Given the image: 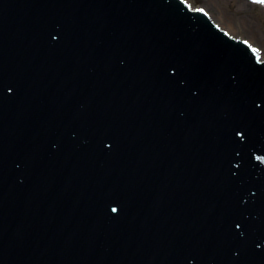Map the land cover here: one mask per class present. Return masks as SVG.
Wrapping results in <instances>:
<instances>
[{"label":"water","instance_id":"water-1","mask_svg":"<svg viewBox=\"0 0 264 264\" xmlns=\"http://www.w3.org/2000/svg\"><path fill=\"white\" fill-rule=\"evenodd\" d=\"M156 6L0 0V264H264V65Z\"/></svg>","mask_w":264,"mask_h":264},{"label":"rangeland","instance_id":"rangeland-1","mask_svg":"<svg viewBox=\"0 0 264 264\" xmlns=\"http://www.w3.org/2000/svg\"><path fill=\"white\" fill-rule=\"evenodd\" d=\"M195 1V0H192ZM218 20L232 26L241 37L251 39L264 48V7L251 5L246 0H202ZM219 10V11H218Z\"/></svg>","mask_w":264,"mask_h":264},{"label":"bare ground","instance_id":"bare-ground-1","mask_svg":"<svg viewBox=\"0 0 264 264\" xmlns=\"http://www.w3.org/2000/svg\"><path fill=\"white\" fill-rule=\"evenodd\" d=\"M211 16H212L213 19L217 20V18H216L215 16H213L212 14H211ZM217 21L219 22V24L224 25V23H223L222 21H220V20H217ZM224 27H226V26H224ZM228 28L230 29V30H229L230 33H232V34H236V36H238V35H237L238 32H235L236 29H235L234 27H232V26L230 25V26H228Z\"/></svg>","mask_w":264,"mask_h":264},{"label":"snow or ice","instance_id":"snow-or-ice-1","mask_svg":"<svg viewBox=\"0 0 264 264\" xmlns=\"http://www.w3.org/2000/svg\"><path fill=\"white\" fill-rule=\"evenodd\" d=\"M259 2L264 3V0H259ZM245 43H247V42H245ZM253 51H255V49Z\"/></svg>","mask_w":264,"mask_h":264}]
</instances>
